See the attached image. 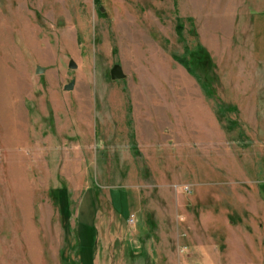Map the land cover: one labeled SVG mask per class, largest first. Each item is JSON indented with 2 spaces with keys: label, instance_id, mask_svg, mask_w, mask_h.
Returning <instances> with one entry per match:
<instances>
[{
  "label": "rangeland",
  "instance_id": "rangeland-1",
  "mask_svg": "<svg viewBox=\"0 0 264 264\" xmlns=\"http://www.w3.org/2000/svg\"><path fill=\"white\" fill-rule=\"evenodd\" d=\"M0 264H264V0H0Z\"/></svg>",
  "mask_w": 264,
  "mask_h": 264
},
{
  "label": "trees",
  "instance_id": "trees-1",
  "mask_svg": "<svg viewBox=\"0 0 264 264\" xmlns=\"http://www.w3.org/2000/svg\"><path fill=\"white\" fill-rule=\"evenodd\" d=\"M182 31H183V27H182V25H180V21H179V23L177 25V33L181 34ZM177 62L180 63L188 72L192 71L190 64H189V61L185 57L178 59Z\"/></svg>",
  "mask_w": 264,
  "mask_h": 264
},
{
  "label": "water",
  "instance_id": "water-1",
  "mask_svg": "<svg viewBox=\"0 0 264 264\" xmlns=\"http://www.w3.org/2000/svg\"><path fill=\"white\" fill-rule=\"evenodd\" d=\"M111 78L113 81H119L124 79L125 75L120 67H116L111 73Z\"/></svg>",
  "mask_w": 264,
  "mask_h": 264
},
{
  "label": "built area",
  "instance_id": "built-area-1",
  "mask_svg": "<svg viewBox=\"0 0 264 264\" xmlns=\"http://www.w3.org/2000/svg\"><path fill=\"white\" fill-rule=\"evenodd\" d=\"M134 222V221H133Z\"/></svg>",
  "mask_w": 264,
  "mask_h": 264
}]
</instances>
